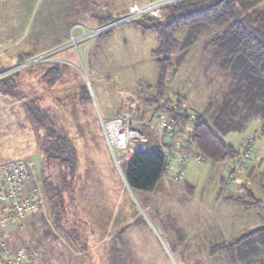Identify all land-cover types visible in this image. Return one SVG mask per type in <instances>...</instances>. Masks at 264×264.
Instances as JSON below:
<instances>
[{"label": "rangeland", "instance_id": "374dc122", "mask_svg": "<svg viewBox=\"0 0 264 264\" xmlns=\"http://www.w3.org/2000/svg\"><path fill=\"white\" fill-rule=\"evenodd\" d=\"M27 1L0 0V45L22 34L31 14ZM81 1L83 9L85 2ZM133 1L144 0H86V3L98 16H108L110 4ZM63 2L42 0L28 25L30 37L17 49L0 54V59H5L21 51L37 53L57 44L61 48L49 51L42 61L20 69L16 68L17 60L10 64L0 62V81L19 73L13 80L19 92L13 93V98L3 95L0 88V164L30 162L33 179H37L36 186L43 196L42 207L24 221L23 227L12 222L1 230L7 248L14 253L37 250L38 255H46L47 264H227L221 259L223 256L209 255L210 247L264 226V202L247 208L230 199L245 195L239 186L241 183L249 186L246 173L238 175L234 189L235 192L239 189L237 193L223 188L221 183L230 164L214 166L209 161L201 166L202 174L195 180L190 179L192 193L182 183L163 176L149 193L122 189L120 173L112 170L100 126V120H114L130 104H135L133 120L136 123L132 128L156 140L157 133L140 124L148 118L144 110L177 97L184 98L193 112L202 113L209 120L213 107L207 105L218 104L225 88L223 77L211 64V35L204 33L195 45L186 47L187 58L181 65H174V72L167 73L160 88L158 63L153 55L159 41L154 32H143L135 23H129L113 28L105 36L98 35L94 33L97 26L92 18L83 20L72 16ZM81 35L82 41L75 49L70 44L72 37L77 39ZM57 65L61 73L48 82L49 78L43 77L45 67ZM84 85L90 100L85 94L80 95L79 89ZM32 105L50 115L55 130L48 125L38 126L27 111ZM259 127L260 122L253 121L245 131L222 137L238 150L246 137L256 138L245 172L264 159V143L256 135ZM47 134L66 135L78 152L73 190L61 189L64 205L61 229L56 225L54 209L46 203L42 188V178L49 173L54 186L61 187L57 167H44L41 162L39 147ZM101 199L106 203L107 212L105 209L89 212L93 203L100 205ZM83 203L87 204L86 210ZM148 205L150 210L146 208ZM112 214L116 217L117 230L123 231L108 240L111 230L105 227ZM133 219H143L147 226L131 225ZM255 224L257 227H253ZM115 228L111 234L116 232ZM83 252L86 254L82 255ZM251 259L246 258L247 264H259V258Z\"/></svg>", "mask_w": 264, "mask_h": 264}, {"label": "trees", "instance_id": "16d2710c", "mask_svg": "<svg viewBox=\"0 0 264 264\" xmlns=\"http://www.w3.org/2000/svg\"><path fill=\"white\" fill-rule=\"evenodd\" d=\"M119 16H96L94 20L97 26L101 27ZM133 23L143 32H154L158 38L159 45L153 55L158 63L160 88L164 85L167 73L174 72V65H181L187 58L189 51L186 47L195 45L204 33L211 35V64L223 77L225 88L218 98V104L213 105V102H210L207 105L213 107L209 120H206L202 113L194 112L196 117L192 143L198 153L212 164L223 163L235 157L239 150L224 142L222 137L228 133L245 131L253 121L260 122L256 135L257 139L264 143V0H184L165 8L157 19L144 17ZM110 32L111 30L107 31L103 36ZM35 56L36 51L20 53L17 65ZM60 73V65L48 66L45 67L43 77H48V82H52ZM18 75L16 72L0 81L3 95L13 98V93L19 92L18 84L13 81ZM79 92L90 100L86 85L81 86ZM184 100L177 97L174 101L158 103L151 108L154 112H165L172 104L178 106ZM33 106L27 107V111L39 124L36 125H48L55 130L50 115ZM46 138L39 147L41 162L44 167H57L61 187L58 189L54 186L52 175L49 173L42 178V188L46 203L54 209L56 225L61 229L63 226L60 223V215L64 210L61 189L73 190L72 183L76 180L78 171V152L66 135L47 134ZM148 138V148L135 154L128 163L121 166L126 184L132 192L149 193L162 177L164 156L157 145V139H151L150 136ZM245 173V181L249 182V186L245 183L239 186L245 195L230 199L247 208L263 204L264 159ZM187 182L182 184L191 190ZM133 223L137 226L146 225L143 219L134 220ZM75 238L79 239L77 233ZM214 252L224 254L231 264H238V261L247 264L246 258L255 257L259 258V264H264V226L232 239L229 243L216 245ZM249 262H252V259Z\"/></svg>", "mask_w": 264, "mask_h": 264}, {"label": "built area", "instance_id": "2783aa9c", "mask_svg": "<svg viewBox=\"0 0 264 264\" xmlns=\"http://www.w3.org/2000/svg\"><path fill=\"white\" fill-rule=\"evenodd\" d=\"M182 1L184 0H157L149 4H132L111 23L97 27L94 33L102 35L117 26L133 23L144 17L157 19L165 8ZM81 41L82 35L77 39L72 37L70 44L72 43L76 49ZM49 54L35 57L18 65L17 68L42 61ZM136 109L135 104H130L128 110L121 112L118 118L110 121L100 120L101 132L108 151L126 186L121 166L128 163L135 154L145 151L149 145L148 136L132 128L136 123L133 120ZM144 111L148 113V118L140 124L157 133V145L164 156L162 176L175 183H184L192 167H201L207 161L194 149L192 143L196 114L185 101H181L178 106L172 104L165 112H154L153 108ZM254 144L255 137H246L240 144L239 154L227 160L230 166L221 179L225 189H235L238 175L248 167L254 153ZM33 173L32 164L28 161L18 160L0 164V264H40L37 251L26 253L19 250L14 253L7 248L4 237L1 236V230L9 223L14 222L21 228L24 221L42 207L43 196L38 186L32 188L28 195L24 194Z\"/></svg>", "mask_w": 264, "mask_h": 264}, {"label": "crops", "instance_id": "0c3cea01", "mask_svg": "<svg viewBox=\"0 0 264 264\" xmlns=\"http://www.w3.org/2000/svg\"><path fill=\"white\" fill-rule=\"evenodd\" d=\"M63 1H65V4H63V6L65 5L66 7H68L69 9H70V11L69 12H72V16L74 15V17H76V16H78V17H81L83 20H86V19H93L92 21H95L94 20V18H96V16H98L96 13H95V11H92V10H89L88 9V5H87V3H86V0H83L84 2H85V6H84V8L82 9V1L80 2V0H62V2ZM88 1H90L91 2V0H88ZM154 1H157V0H144V1H141V2H131V3H128V2H124V3H117V2H115V4H110V9H111V13H110V15H113V16H115V17H117V16H121L126 10H127V8L130 6V5H132V4H149V3H152V2H154ZM28 2V6L30 7V10H31V14H29V18H28V21H27V23H26V25H25V27H24V30H23V32H22V34L18 37V38H16V39H14V40H11V41H9V42H7L6 44H4V45H0V54L2 53L3 54V52H7L8 50L10 51V50H15V49H17L18 47H20L21 46V44H23L26 40H27V38H29L30 37V27H29V29H28V25H29V23H30V20H31V18H32V14H33V12L35 11V9L41 4V2H42V0H28L27 1ZM80 3L81 5H79L78 6V4L77 3ZM64 3V2H63ZM104 3H106V2H104ZM105 5H107V4H105ZM88 9V10H87ZM92 11V12H91ZM82 13L84 14L83 16H82ZM85 16V17H84ZM0 21H1V18H0ZM95 24H96V22H95ZM96 26H97V24H96ZM98 27V26H97ZM82 32V31H81ZM79 34H81V33H79ZM32 35V34H31ZM80 44V43H79ZM55 47V48H54ZM54 47H49V48H46V49H44V50H41V51H38L37 52V55H41V54H47V53H50V52H55L56 50L57 51H60V49L61 48H59L58 47V44L57 45H55ZM58 49H57V48ZM24 50H25V48H24ZM50 51V52H49ZM16 52V51H15ZM47 52V53H46ZM20 53H23V51H21ZM19 53V54H20ZM19 54H17V52H16V55H14L13 57H10V58H5V59H0V62L2 61V60H4V62L3 63H9V62H11V61H16L17 59H18V55ZM1 58V57H0ZM6 59H8V60H6ZM10 64V63H9ZM191 108V107H190ZM242 142V141H241ZM241 144V143H240ZM109 160H110V162H111V164H112V170L114 169L115 171H116V173L118 174V172H117V169H116V167H115V165H114V163H113V161H112V158H111V156H110V153H109ZM212 164V163H211ZM223 164H228L227 163V161H225V162H223V163H217V164H212V165H223ZM193 168H195V170H193ZM192 168V171L190 172V174H189V176H188V179H187V184H189L190 183V179L191 180H195L196 178H197V176H199L200 174H202V171H200L202 168L201 167H197V168H199V170H196L197 168L196 167H193ZM204 171V170H203ZM245 172H243L241 175H243ZM37 180V179H36ZM36 180L35 179H31V181L26 185V188H25V190H24V194H26V195H28L30 192H31V190H32V188H34L35 186H36ZM121 182H122V189L124 188V189H127V190H130L129 188H128V186H126L125 184H124V182H123V180H122V178H121ZM108 185V183L106 184V186ZM189 186V188L191 189V190H189L191 193H192V191H193V188L190 186V185H188ZM239 191V189L235 192L234 190H233V192H235V193H237ZM108 192H110V190H108ZM139 194H143V193H139ZM240 196H243V195H240ZM143 198L146 200V198L143 196ZM102 202V203H101ZM101 202L99 203L100 205H97L96 203H93V205L91 206V210L89 211V212H96L98 209H105V211H106V208H107V206H106V203L104 204L103 203V199H101ZM83 204H85V203H83ZM87 206V204H85L84 205V208ZM97 206H101L102 208H100V207H97ZM244 206V205H243ZM244 207H246V206H244ZM116 208H117V205H116ZM146 208H149V210L151 209V206L150 205H148ZM85 210H86V208H85ZM93 210V211H92ZM116 211V210H115ZM107 212V211H106ZM109 216V215H108ZM110 218H111V220L109 221V222H107V227H105V229H110L111 231H112V229H113V227L115 228V230H116V232L114 233V232H112V234H111V231L109 232L110 234L108 235V240L109 239H113L114 237H115V235H118L120 232H122V231H118L117 230V228H118V226H115V219H116V217H115V215H113L112 214V216H110ZM134 219L133 220H131L130 221V223H131V225H134V226H136L134 223ZM257 224H255L253 227H257L256 226ZM147 226V224L146 225H143V226H141V227H146ZM254 229H256V228H254ZM107 230V231H108ZM251 230H248L247 232H250ZM193 236H194V234H193ZM230 237V236H229ZM105 238V237H104ZM103 238V239H104ZM237 238V237H236ZM102 239V240H103ZM233 239H235L234 237H233ZM186 240H190V239H186ZM221 240H223V239H221ZM232 239L230 238L228 241H221V242H219L218 244H215V245H213L212 247H210V252H209V255H221V256H223V257H221V259H223L225 262H227V264H231L230 263V261L228 260V258L226 259L225 257V255L224 254H220V253H215L214 252V247L216 246V245H220V244H225V243H229L230 241H231ZM192 243V242H191ZM187 245V244H186ZM37 251V250H36ZM86 254V252H83L82 253V255H85ZM82 255H74V256H76V257H81ZM38 257H39V262H40V264H47V258H45L46 257V255H38ZM40 257H42V259L40 260ZM42 261V262H41Z\"/></svg>", "mask_w": 264, "mask_h": 264}, {"label": "water", "instance_id": "95a60500", "mask_svg": "<svg viewBox=\"0 0 264 264\" xmlns=\"http://www.w3.org/2000/svg\"><path fill=\"white\" fill-rule=\"evenodd\" d=\"M17 68V67H16Z\"/></svg>", "mask_w": 264, "mask_h": 264}]
</instances>
